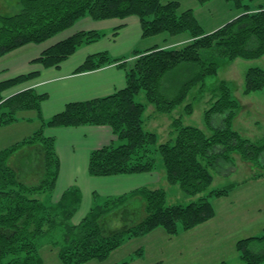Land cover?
I'll return each mask as SVG.
<instances>
[{
    "label": "trees",
    "instance_id": "obj_1",
    "mask_svg": "<svg viewBox=\"0 0 264 264\" xmlns=\"http://www.w3.org/2000/svg\"><path fill=\"white\" fill-rule=\"evenodd\" d=\"M195 1L206 7L214 0ZM223 1L236 14L210 33L194 9H183L180 0H19L20 12L0 13V59L31 44L45 45L34 60L44 68H60L80 48L107 37L98 30H82L58 39L86 17L94 21L137 17L143 39L163 34L189 37L180 47L156 44L124 57L108 52L89 55L75 74L116 65L126 74L125 87L103 98L68 103L49 119L42 114L48 94L34 88L14 92L38 78L39 72L0 82V127L22 119L40 124L32 135L0 151V264H43L41 250L46 245L58 250L61 264L106 263L123 245L157 229L170 237L189 232L215 218L211 199L230 195L231 188L211 189V168L222 162L226 174L234 173L229 169H235L231 164L236 155L243 162L261 165L264 143L252 142L234 129L242 105L230 83L220 81L209 89L206 81L218 74L222 60L264 57V0ZM122 27L114 29L113 39ZM193 89L195 95L188 101ZM263 89L264 69H249L244 94ZM208 94V129L185 125L184 118L194 114L193 100ZM140 95H144V102L137 100ZM149 108L154 116H169L171 130L164 143H159L157 133L145 128ZM85 126H107L115 137L110 145L90 153V176L156 173L161 161L167 183L179 186L191 201L169 205L167 191L151 185L119 196L95 195L88 213L74 224L82 193L74 186L57 202L52 200L61 163L55 138L45 132ZM30 152L41 156L42 178H30V171L13 164L16 157ZM260 171L255 178L263 176L264 170ZM46 196L50 197L48 203L44 202ZM138 211L143 213L137 220ZM236 250L242 264H264V233L238 241ZM140 255L131 254L120 264H129Z\"/></svg>",
    "mask_w": 264,
    "mask_h": 264
},
{
    "label": "rangeland",
    "instance_id": "obj_2",
    "mask_svg": "<svg viewBox=\"0 0 264 264\" xmlns=\"http://www.w3.org/2000/svg\"><path fill=\"white\" fill-rule=\"evenodd\" d=\"M180 1L183 4V9H188L192 0ZM225 4L223 0H215L211 5L198 12V19L205 29L209 27L220 28L234 17L236 13L230 9L226 10ZM20 10L19 0H0V13L14 15ZM65 34L68 35V33ZM186 38H189L187 34L178 37L163 34L155 39L145 40H148L147 43L155 42L157 45H170L169 43L175 42L179 43L178 46L180 47L185 44L182 41ZM58 39L60 40L61 37ZM138 47L143 46L138 44ZM251 68L264 69V57L251 61L242 59L222 60L218 74L208 77L206 85L212 89L220 81L229 82L235 99L242 105V110L234 122V129L252 142L264 143V89L250 95L244 94L245 74ZM195 91L196 89L191 91L188 101H192ZM210 97L211 95L208 94L201 99L193 100L194 114L184 118L185 125L208 129L205 124V112L211 107ZM137 100L144 102V95H140ZM152 112L153 110L148 109L145 113V128L147 131L157 133L159 143H164L167 141L168 132L171 130L169 116L158 114L154 116ZM215 119L220 120L218 117ZM216 123L218 124V122ZM39 125L36 122H25L23 119L11 125L8 129L11 135L7 139L8 143L14 145L20 142L37 131ZM260 160L261 165L256 166L243 162L236 155L231 164L235 169H229L234 173L226 174L227 168H223L222 162L218 168L210 169L214 176L211 189L231 188V191L228 197L211 199L216 209V216L209 222L189 232H181L175 237L168 236L163 229H157L129 241L126 243L127 245L125 244L126 249L120 250L125 246L123 245L119 249L120 251H116L117 254H115L116 252L113 253L106 263L94 261L88 264H120L134 253H141V255L133 257L129 264H242L236 250L237 242L264 233V172H262L263 176L254 177L255 174L261 173L260 169L264 170V154ZM13 164L22 167L25 172L30 171L32 174L30 178H42L41 156L37 152H30L24 157H16ZM150 185L167 191L169 205L187 204L191 201L184 195L179 186L167 183L161 161L158 162V170ZM49 201L50 197L44 198V202L48 203ZM138 208L136 207V210ZM142 213L138 211L137 220ZM115 221L116 219L112 225ZM73 223L78 224L79 221L73 220ZM46 242V239L42 240L43 244ZM139 244L143 247H136ZM134 247H136L135 250L127 255L125 250L130 251ZM57 252V249L52 250L46 245L41 250L43 264H61Z\"/></svg>",
    "mask_w": 264,
    "mask_h": 264
},
{
    "label": "crops",
    "instance_id": "obj_3",
    "mask_svg": "<svg viewBox=\"0 0 264 264\" xmlns=\"http://www.w3.org/2000/svg\"><path fill=\"white\" fill-rule=\"evenodd\" d=\"M189 8L194 9L196 17H198V12H201L205 7H200L195 0H192ZM225 9L229 10V5L225 4ZM119 26L123 27L117 37L113 39V31ZM73 29L77 30L73 31ZM216 29V27H209L205 30L210 33ZM82 30H98L107 34V37L95 44L80 48L60 68H44L41 64L34 62L46 48L45 45L31 44L25 46L0 59V82L19 75L39 72L38 78L14 90V92L20 89L34 88L39 93L48 94V99L42 105V114L49 119L63 111L68 103L103 98L125 87L126 74L116 65L92 72L75 74V70L84 63L89 55L108 52L114 57H124L129 56L134 50H146L156 45L155 42L147 43L148 40L142 38L140 20L134 16L124 20L110 19L105 21H94L86 17L59 37L64 39L72 33ZM188 40L189 38H186L182 42L186 43ZM138 44H142L143 47L139 48ZM169 44V46L175 47L179 43ZM9 127H0V151L13 144L8 143L7 140L11 136ZM45 134L55 138L56 150L61 163L52 200L57 202L66 190L74 186L78 187L82 193V206L74 221L80 222L85 217L94 204L95 195L100 198L119 196L148 186L154 181L156 173L102 178L89 175L90 153L110 145L115 140L111 128L107 126L50 128L46 130ZM126 245L120 250L126 249ZM136 247L143 246L139 244ZM136 247L130 251L125 250V252L128 255Z\"/></svg>",
    "mask_w": 264,
    "mask_h": 264
}]
</instances>
